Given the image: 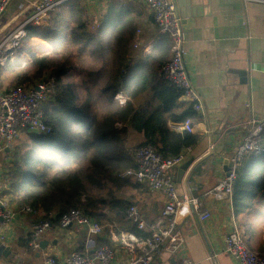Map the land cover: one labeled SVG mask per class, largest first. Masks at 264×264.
Masks as SVG:
<instances>
[{"label": "crops", "instance_id": "0c3cea01", "mask_svg": "<svg viewBox=\"0 0 264 264\" xmlns=\"http://www.w3.org/2000/svg\"><path fill=\"white\" fill-rule=\"evenodd\" d=\"M37 1L11 2L0 19V40L10 25L20 24L26 19ZM176 4L182 18L185 65L191 82L202 97L204 112L192 119V133L200 140L185 150L186 160L181 167L185 168V173L180 175L181 168L175 171V185L180 197L192 195L197 198L202 208L211 213L212 219L202 224L191 207L184 206L178 217L179 231L186 239L182 254L173 257L163 253L154 258L153 264H239L226 253L225 237L236 223L246 234L247 246L260 255L264 254V196H259L245 212L236 214L233 202L230 203L226 197H218L213 189L231 169L232 158L245 135L240 126L252 119L264 118V0H176ZM82 6L88 17L94 20V25L99 27L102 22L109 28L111 36L115 30L109 25L115 26L120 15L133 19L144 47L140 58L143 54H150L162 41L167 43V58L170 59V34L156 27L151 11L142 0H82ZM48 26L29 28V35ZM34 41L42 40L34 35L29 39V47L25 49L24 44L19 52H27V57H30L36 46H31ZM30 48L32 53L29 54ZM133 56V61L139 59ZM21 62L8 61L0 65V70L8 72L18 68ZM0 88L9 90L1 83ZM122 95L118 94L116 99ZM147 99L148 96L139 98L138 104ZM178 102L187 104L182 98ZM128 139L130 147L144 141L143 136L134 131L129 132ZM254 157L247 156L243 167ZM119 196L137 206L151 224L159 221L166 202L161 192L132 180ZM15 212L14 222L7 230L6 245L24 259V264H43L47 256L64 258L73 252L88 251L86 229H62L58 223H51L52 228L40 242H47L46 249L29 252L26 249L29 231L37 217L20 214L19 210ZM56 214L50 212L48 218ZM37 215L40 218L45 216L42 211ZM101 225L105 233L99 239L115 251L117 264H125V254L117 241L118 231L138 233L134 224L109 215ZM0 264L15 263L0 256Z\"/></svg>", "mask_w": 264, "mask_h": 264}, {"label": "trees", "instance_id": "16d2710c", "mask_svg": "<svg viewBox=\"0 0 264 264\" xmlns=\"http://www.w3.org/2000/svg\"><path fill=\"white\" fill-rule=\"evenodd\" d=\"M88 21L82 0H73L54 10L47 29L36 30L48 47L50 41L52 44L50 54L33 55L29 62L37 77L51 70L50 75L56 78L55 96L45 107V121L52 133L38 135L27 131L40 152L35 154L33 149L34 155L29 151L22 158L15 155L16 162L8 167L10 177H3L8 185L5 196L14 211L30 206L45 214L42 218L36 215L35 223L48 219L59 224L61 216L71 209L82 211L100 224L109 215L126 219L132 205L119 195L131 180L122 179L119 174L136 167L137 150L149 146L164 158H171L184 154L200 140L192 132L174 129L196 115L190 104H179L182 91L163 78L162 70L169 60L167 43L159 41L150 54L133 61L132 45L137 30L133 19L120 15L111 49L104 48L105 24L101 22L99 27L88 29ZM169 42L172 50L171 38ZM72 44L81 45L83 53L95 57L111 51L117 55L111 80L101 90L105 96L102 117L92 111L90 102L94 94L90 90L87 101L77 105L80 97L75 86L64 81L68 76L66 62L55 66L49 58ZM100 74L98 71L97 76L92 75V82L101 78ZM29 80L27 74L19 79L21 83ZM118 94L126 97L124 103L117 101ZM145 96L148 99L138 104L139 98ZM131 131L143 136L142 144L128 145ZM15 150L20 153L22 147L13 149V154ZM110 184L114 187L109 188ZM259 196H264V153L254 157L239 173L232 199L236 214L251 208ZM50 212L57 214L48 218ZM101 240L98 239V246H108ZM28 242L26 249L30 252Z\"/></svg>", "mask_w": 264, "mask_h": 264}, {"label": "built area", "instance_id": "2783aa9c", "mask_svg": "<svg viewBox=\"0 0 264 264\" xmlns=\"http://www.w3.org/2000/svg\"><path fill=\"white\" fill-rule=\"evenodd\" d=\"M13 0H0V19L5 15ZM73 0H38L33 4L26 19L9 36L0 40V65L8 61L12 63L14 53L19 52L24 39L29 37V28H43L48 25L50 16L60 6ZM154 17L156 27L170 34L172 40L171 57L165 63L163 78L177 86L181 98L192 106L195 115H202L204 105L202 97L194 87L188 75L184 61V33L182 18L179 15L176 0H142ZM139 35L133 40L134 47L139 45ZM42 47V46H41ZM56 78L48 76L30 89L0 88V158L10 159V152L22 131L31 134L50 135L52 129L45 121V107L56 93ZM37 88L39 90H37ZM179 132H192V120L175 126ZM245 133L242 142L231 161L228 175L213 189L218 197H226L232 203L235 183L247 156H259L264 153V118L252 119L240 126ZM9 155V156H8ZM136 167L119 174L122 179H130L140 183L150 190L161 192L165 197V206L157 223H148L137 206H131L126 214V220L134 224L138 233L118 231L119 242L126 258L125 264H153L154 258L167 253L173 257L182 254L186 239L178 228L179 213L184 206L189 205L202 224L210 222L211 213L202 208L201 202L195 197L185 195L180 197L175 185L174 173L185 163V154L164 158L153 148L145 146L137 150ZM8 185L0 177V243L6 245L7 230L13 224L16 212L5 192ZM190 190V189H189ZM190 192V191H189ZM20 214L36 216L37 210L30 206L23 207ZM62 229L77 227L86 229L88 233L87 252H73L64 258L47 256L43 264H117L115 251L108 246H98L97 241L105 233V228L78 209H71L59 220ZM52 228L46 219L34 223L29 231L28 247L31 253L40 250L42 237ZM141 233V235L139 234ZM246 234L236 223L225 237V251L239 264H264V254L260 255L247 246ZM182 264H187L183 262Z\"/></svg>", "mask_w": 264, "mask_h": 264}, {"label": "rangeland", "instance_id": "374dc122", "mask_svg": "<svg viewBox=\"0 0 264 264\" xmlns=\"http://www.w3.org/2000/svg\"><path fill=\"white\" fill-rule=\"evenodd\" d=\"M84 19V18H83ZM86 19V18H85ZM88 29L91 26H95L94 25V20H92L90 18V16L88 17ZM84 21V20H83ZM21 24V23H20ZM20 24L14 23L12 25H10L6 30L5 33L2 35V40L9 36L11 33H13L17 27L20 26ZM99 24V23H98ZM98 25H96L95 27H97ZM111 27L112 30H115V26L113 24L109 25ZM92 27V29H93ZM91 29V30H92ZM109 28H107V30L105 31V36L106 38H104V43H105V47L106 49H108L110 47L114 46V39L113 37L109 34L108 32ZM94 33H96V31H94ZM116 33V30H115ZM136 33H140V30H136ZM36 35L33 34V36ZM141 35V34H140ZM140 35H139V45L137 47H134L135 45H132L133 48V55H136L138 58H140V54L142 53V51L144 50V47L141 46L140 43ZM27 36L26 39L23 40L22 42V46L25 44V49H27L28 43H29V39H31V37ZM36 41H34L32 43L31 46L36 45ZM30 44V43H29ZM50 44V49H46L45 46L43 47L42 45V49H39L40 52L35 55H38L39 57H43L45 55L50 54L51 49H52V44L51 41L49 42ZM27 45V46H26ZM37 46V45H36ZM35 46V47H36ZM109 49V50H110ZM29 54L32 53L31 48L30 50H28ZM84 49L82 48L81 45H77V44H72L70 45L68 48L66 49H62L61 53L58 55L52 54L49 56V58L51 59L52 63L55 66H58L59 64H61L63 61V63L66 62L67 67H68V76L64 79L65 83H69V84H73L75 87V91L78 94V96L80 97V101H78V104H84L87 101V90L92 91V93L94 94L90 105L92 104V111L93 112H97L99 117H102L104 114L103 108L102 106L104 105V101H105V96L101 93L102 88L104 87V85L106 83L110 82V78L112 76V72L114 70V64H115V59H116V53L114 51H111L108 54H96V57L92 55H89L88 52L83 53ZM34 54H30V57L28 56L27 59L23 60L21 62V64L19 65L18 68L15 69H10L8 72H3L2 70L0 73V83L1 86L5 87L6 89H13V88H26V89H30V87L32 85L37 84L39 81L43 80L44 78L48 77V76H53L50 75L51 74V70L46 71L45 73H43L42 75H40L39 77H37V72L36 69L32 66L29 65V62H31L30 60L33 58ZM169 59V58H168ZM18 61V60H17ZM16 61V62H17ZM14 62V63H16ZM108 63V65H106ZM11 68V66H10ZM106 69V70H105ZM98 71H101V78H99L98 80L96 79L94 82H92L91 78L92 75H96V73ZM110 72V74H109ZM29 75V77L31 78V80L25 82V83H21L19 81V79L21 78V76L23 75ZM97 76V75H96ZM97 78V77H96ZM93 79V78H92ZM91 80V81H89ZM121 103H124L126 101V97L124 95L121 96V98L119 100H117ZM50 103V102H49ZM26 132V133H25ZM23 131L21 133V135L19 136V138L15 141L14 143V148L17 145L16 148L18 147H22V151H20V153H18L19 150H15L14 154L12 153L10 155V159L7 160L5 158H0V174H2L1 178L3 179V177L5 179H7L8 177H10V175L7 176V174L9 173V168L10 164H14L16 162V157L15 155H17V157L22 158V156L24 154H28L29 151L32 152V155H34L33 153V149H35V154L39 153L40 150H36V143L35 140L29 135L27 134V131ZM29 148H24L25 146ZM13 148V149H14ZM15 148V149H16ZM39 149V148H37ZM31 154V153H30ZM136 154V153H135ZM111 186H109V188H113V184H110ZM96 192L99 193V190L96 189ZM105 192H107V190H105Z\"/></svg>", "mask_w": 264, "mask_h": 264}, {"label": "water", "instance_id": "95a60500", "mask_svg": "<svg viewBox=\"0 0 264 264\" xmlns=\"http://www.w3.org/2000/svg\"><path fill=\"white\" fill-rule=\"evenodd\" d=\"M45 48L48 50L50 49V47H45ZM39 49H42V48L33 47V53L38 54L40 52ZM37 90H39V89L37 88ZM179 173H180V175L185 173V168L184 167L181 168ZM46 245H47V242H42L40 244L41 251L46 249ZM0 256L5 257V259H7L9 262H13L15 264H24L23 258L19 257L17 255V253L12 248H10L7 245H4L2 243H0Z\"/></svg>", "mask_w": 264, "mask_h": 264}, {"label": "bare ground", "instance_id": "6f19581e", "mask_svg": "<svg viewBox=\"0 0 264 264\" xmlns=\"http://www.w3.org/2000/svg\"><path fill=\"white\" fill-rule=\"evenodd\" d=\"M41 42V43H40ZM39 43H40V45H39ZM36 47H40L41 48V46L43 45V47L45 46V47H48L43 41H39L38 43H36ZM27 53V52H26ZM24 51H22V52H16V53H14V55L12 56V60L14 61V60H18V61H23V60H25V59H27V54H26ZM24 54H26V55H24Z\"/></svg>", "mask_w": 264, "mask_h": 264}]
</instances>
